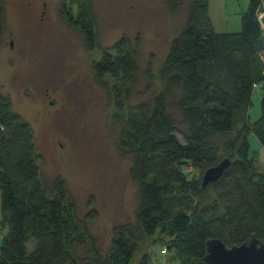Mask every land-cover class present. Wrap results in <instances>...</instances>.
<instances>
[{"label":"trees","instance_id":"1","mask_svg":"<svg viewBox=\"0 0 264 264\" xmlns=\"http://www.w3.org/2000/svg\"><path fill=\"white\" fill-rule=\"evenodd\" d=\"M187 1L186 25L170 43L160 91L124 117L122 148L133 155L131 177L138 186L135 220L113 228L107 252L93 241L82 264H131L158 234L153 243L166 237L180 264H207L210 239L227 246L254 236L264 242V170L249 141L254 133L264 144V97L259 119L251 123L249 116L255 87L264 85V33L257 16L262 0H250L236 33L215 30L210 0ZM165 2L176 14L186 0ZM71 3L76 13L70 8L64 19L95 48L92 0ZM4 17L0 0V36ZM136 54L123 36L94 65L98 80L117 81L113 92L121 112L137 83ZM41 157L34 128L15 111L11 95L0 92V264L80 263L75 249L87 239L66 202L64 183L57 179L51 187L44 181ZM225 159L230 165L223 175L204 186L205 172ZM137 264L150 259L144 255Z\"/></svg>","mask_w":264,"mask_h":264},{"label":"rangeland","instance_id":"2","mask_svg":"<svg viewBox=\"0 0 264 264\" xmlns=\"http://www.w3.org/2000/svg\"><path fill=\"white\" fill-rule=\"evenodd\" d=\"M29 1L5 0L0 92L11 95L15 111L34 128L46 184L52 187L60 179L66 187V202L87 239L85 245L75 249L82 264L88 261L93 241L107 252L113 228L135 220L138 186L131 177L133 155L122 148L124 117L128 110L150 102L160 91L161 69L172 38L186 25L188 1L173 14L165 0H92L97 32L93 49L57 12L66 4L67 11L71 8L76 13L71 0H40L32 6V21L25 8ZM44 1L48 2V13L52 6L56 12L52 18L47 13L41 21ZM249 6L250 0H210L209 15L215 30L239 32ZM123 36L137 48L138 63L137 83L129 89L125 112L118 108L122 101L113 92L117 81L110 76L100 81L94 70L102 53L111 50ZM55 41L58 52L52 53ZM59 46L63 47L60 53ZM44 52L45 62L51 66L40 71L36 64L41 67ZM30 59L38 62L32 65ZM261 100L262 92L255 90L249 111L251 123L261 116ZM249 141L251 155L264 170V144L254 133ZM94 211L96 214L89 216ZM160 237L158 234L144 242L131 264H137L144 255L150 264H180L174 249L163 253L169 241L166 237L153 243Z\"/></svg>","mask_w":264,"mask_h":264},{"label":"water","instance_id":"3","mask_svg":"<svg viewBox=\"0 0 264 264\" xmlns=\"http://www.w3.org/2000/svg\"><path fill=\"white\" fill-rule=\"evenodd\" d=\"M230 165L225 159L219 165L209 168L203 177V185L217 181ZM207 264H264V242L255 236L240 245L227 246L220 239L207 242Z\"/></svg>","mask_w":264,"mask_h":264},{"label":"flooded vegetation","instance_id":"4","mask_svg":"<svg viewBox=\"0 0 264 264\" xmlns=\"http://www.w3.org/2000/svg\"><path fill=\"white\" fill-rule=\"evenodd\" d=\"M39 2H40V0H30L25 6V8H26V10H28L27 12H26V14H28L30 17H31V21H32V16H33V11H32V6H34L35 4H39ZM66 4H63L62 5V7H60L58 10H57V12L60 14V16H64L63 14H62V12L64 13L65 11H67L66 10V6H65ZM47 9H48V2L47 1H44L43 2V4H42V9H40V15H39V20H41V21H45V18L47 17V13H48V11H47ZM55 12H56V10L53 8V6H52V8H51V11H49V18H52L53 16H54V14H55ZM69 12V11H68ZM25 13V12H24ZM37 14V13H36ZM48 18V19H49ZM83 36V35H82ZM84 40H85V38H84ZM55 43V48H54V50H51L52 51V53H57L58 52V46H57V44L56 43H58V42H54ZM59 43H61V42H59ZM85 43H86V41H85ZM12 45H13V42L11 43ZM87 45V44H86ZM63 47L62 46H59V53L60 52H62V49ZM46 54H45V52L44 53H41V58H42V60L44 61H42L43 63H41L42 65H41V67L39 66V62L37 63V62H34V59H30L31 61H30V64H35V63H37L36 64V69H38V70H40V71H43L44 69H46L47 68V70H49L50 69V66H51V63L50 62H45V56ZM46 64H49V65H47L46 66ZM56 69H58V68H56ZM51 70H54L53 69V66H52V69ZM39 72V71H38ZM50 104L51 105H53L54 104V101L53 100H50ZM63 109V108H62ZM49 114V113H48Z\"/></svg>","mask_w":264,"mask_h":264},{"label":"built area","instance_id":"5","mask_svg":"<svg viewBox=\"0 0 264 264\" xmlns=\"http://www.w3.org/2000/svg\"><path fill=\"white\" fill-rule=\"evenodd\" d=\"M257 16H258V21L261 25V29L263 30V33H264V0H262L261 7L258 11ZM262 59L264 61V52L262 53ZM192 169H193L192 167H189V171H192ZM167 252H168V249L167 247H165L163 249V253H167Z\"/></svg>","mask_w":264,"mask_h":264},{"label":"crops","instance_id":"6","mask_svg":"<svg viewBox=\"0 0 264 264\" xmlns=\"http://www.w3.org/2000/svg\"><path fill=\"white\" fill-rule=\"evenodd\" d=\"M255 90L261 91L262 92V98L264 97V85L261 84L259 86H256ZM0 221H1V216H0Z\"/></svg>","mask_w":264,"mask_h":264}]
</instances>
